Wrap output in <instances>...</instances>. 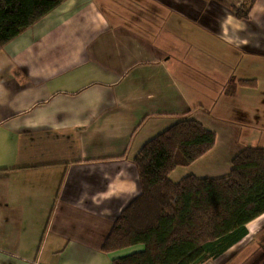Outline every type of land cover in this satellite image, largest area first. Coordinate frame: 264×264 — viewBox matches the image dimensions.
<instances>
[{
	"label": "crops",
	"instance_id": "crops-1",
	"mask_svg": "<svg viewBox=\"0 0 264 264\" xmlns=\"http://www.w3.org/2000/svg\"><path fill=\"white\" fill-rule=\"evenodd\" d=\"M244 1L64 0L0 49V264H111L143 249L101 247L140 192V147L182 117L229 126L249 97L264 111V0L247 19L231 10ZM259 119L249 139L264 147ZM224 157L213 147L169 176L227 174ZM246 226L205 264H264V213Z\"/></svg>",
	"mask_w": 264,
	"mask_h": 264
},
{
	"label": "trees",
	"instance_id": "trees-1",
	"mask_svg": "<svg viewBox=\"0 0 264 264\" xmlns=\"http://www.w3.org/2000/svg\"><path fill=\"white\" fill-rule=\"evenodd\" d=\"M64 0H0V49ZM254 0L231 6L247 19ZM254 86V80H238ZM233 87V81L229 84ZM215 134L201 122L182 117L147 140L133 158L139 194L119 213L102 250L143 244L111 264H202L243 238L246 224L264 213V147L248 145L231 159L227 174H169L208 152Z\"/></svg>",
	"mask_w": 264,
	"mask_h": 264
},
{
	"label": "rangeland",
	"instance_id": "rangeland-1",
	"mask_svg": "<svg viewBox=\"0 0 264 264\" xmlns=\"http://www.w3.org/2000/svg\"><path fill=\"white\" fill-rule=\"evenodd\" d=\"M236 84L238 85L237 81ZM261 87V86H260ZM231 86L228 85L225 87V93L230 94L232 91L230 90ZM250 101L248 102L247 105V110H241L239 111V113H234L231 114L230 118H233L235 121L234 122H230V125L227 126L226 124H224V127H218L215 126L213 128L206 126L204 123H202L200 120H198L199 122H201V124L212 130L215 134V143L213 147H216L217 149H220L221 152H223L224 154V159H221V161L225 164L227 163V156L231 155L233 152H236L238 149L243 148L244 146H248L251 145L250 143L254 142V135L252 137V139H249V134H253L254 132V124L256 123L257 125H262V121H260V117L261 115H264V111L261 112V109L259 111V113L256 111V108H254V102L257 100H252L249 97ZM264 105V100L261 99ZM238 103L241 104L242 101L241 99H238ZM228 106V105H227ZM229 108L232 110H237L238 107L233 106L232 104L229 105ZM217 115H221L223 116L225 114V111L223 109V107L219 106L217 108L216 111ZM255 117V119H254ZM263 120V119H261ZM241 121L243 123H241ZM255 145V144H252ZM212 147V148H213ZM199 159V158H198ZM201 160H198V162L191 164L193 168H195V166H197L199 163L200 164ZM228 164V168H231V160L227 163ZM188 166V165H187ZM191 167V168H192ZM191 168L189 170H191ZM177 169H181L180 166H178ZM182 169H184L182 167ZM189 172L185 173L188 174ZM182 178V177H181ZM249 242V240L247 241ZM245 253V251L243 252ZM205 264V263H202Z\"/></svg>",
	"mask_w": 264,
	"mask_h": 264
}]
</instances>
